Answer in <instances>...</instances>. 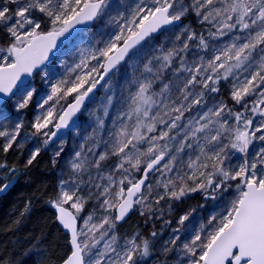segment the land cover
Segmentation results:
<instances>
[{"label":"snow or ice","instance_id":"6c2138e0","mask_svg":"<svg viewBox=\"0 0 264 264\" xmlns=\"http://www.w3.org/2000/svg\"><path fill=\"white\" fill-rule=\"evenodd\" d=\"M111 7L110 0H0V32L7 41L0 46V151L5 154L23 147L18 141L23 122L7 123L5 105L12 101L19 113L36 92L23 77L39 72L49 85L31 133L47 145L101 81L109 86L110 74L131 50L155 33L174 34L133 69L111 125L105 118L113 96H106L103 116L92 114L95 143L89 145L88 137L75 151L68 179L59 181L49 200L69 236L60 264H141L156 251L158 233L120 236L118 224L131 211L138 209L147 223L163 215L162 202L195 192L216 200L232 182L235 195L222 212L184 239L181 229L192 213L180 216L159 253L167 257L176 251L178 264H264V0H136L115 14ZM189 14L199 31L182 23ZM105 17L113 31L78 48L71 65L61 60L65 72L54 78L47 70L61 46L71 43L81 26ZM221 82L230 84L229 100L216 98ZM69 97L73 101L65 107L61 102ZM40 151H31L26 167ZM236 153L241 159L233 163ZM0 169L15 178V166L0 163ZM8 186L0 184V192ZM89 203L92 210L84 215ZM26 211L28 205L20 215ZM0 264L10 262L0 257Z\"/></svg>","mask_w":264,"mask_h":264},{"label":"trees","instance_id":"16d2710c","mask_svg":"<svg viewBox=\"0 0 264 264\" xmlns=\"http://www.w3.org/2000/svg\"><path fill=\"white\" fill-rule=\"evenodd\" d=\"M134 2L136 0H126V2L114 0L113 3L116 5L111 8L110 12L115 14L116 11H126L134 5ZM189 2L190 0H184L186 4ZM99 21L93 22L91 27H96ZM182 23L192 26L197 31L200 30L194 14L187 15L183 18ZM111 31H113V27ZM170 33V31H163L156 34L141 46L145 47L149 52L155 51V49L165 44ZM5 41L3 32H0V46H3ZM138 49L136 48L132 52ZM127 60L110 76L116 81L115 85L120 92L126 86L127 78H129L125 71ZM38 78L39 72L35 73L31 81L39 85ZM229 90V83L221 82V90L218 97L229 100ZM100 92L101 89L94 97L98 96ZM72 99V97H69L64 106ZM9 102H7L5 107L12 112ZM33 107L34 103L32 100L29 106L23 109L22 129L30 128L29 122L32 118ZM80 118H82V114ZM41 143L43 144L42 141ZM49 145L42 146L36 160L27 167L25 166L28 160L25 155V147L22 149L13 148L7 154L0 151V163H6L8 168L15 166L16 173L14 177L17 178L7 193L0 197V257L8 260L10 264H60L61 258L70 247L68 244L69 237L58 225L53 208L49 203L50 198L54 197L58 191L55 172L57 161L53 162L54 160L48 148ZM107 163H112V161L109 160ZM5 175H7L8 179H4ZM12 177L13 174L7 173L6 169H0V184ZM232 184L233 186L228 188L224 195L231 193L235 182H232ZM218 195L217 198H219ZM207 201L204 195L202 196L199 192L190 193L187 197L185 196L180 200L171 201L174 208L172 213L166 216L157 215L160 217L159 219L154 217L147 223H145V217L140 215L139 210H134L125 221L118 224L117 232L120 236H130L133 232L139 231L143 236L147 237L154 230L158 233L156 237L158 241L161 235L168 232L175 216L185 212V208L188 205L192 208L190 210L192 214L187 221L190 229L194 231L196 226H200V223H198L200 217L196 219L192 216L199 211L201 217H203V207L208 204ZM25 205H28V211L21 216L20 213L24 211ZM17 221L19 222L17 223ZM165 221L168 222L167 226H165ZM169 254L167 257H159L157 263L160 264L162 261H167ZM153 255L157 257L155 253Z\"/></svg>","mask_w":264,"mask_h":264},{"label":"rangeland","instance_id":"374dc122","mask_svg":"<svg viewBox=\"0 0 264 264\" xmlns=\"http://www.w3.org/2000/svg\"><path fill=\"white\" fill-rule=\"evenodd\" d=\"M114 0H110V3L112 7L116 5L113 3ZM121 2H126V0H119ZM113 3V4H112ZM136 2H134L135 4ZM111 7V8H112ZM113 26L107 24V17L100 19L99 23L97 24L96 27H87L84 29L81 33L76 35L75 39L72 40L71 43H67L59 53L58 58H53L54 60L49 63L48 66V72H51L54 74V78H59L62 76L65 72L64 66L61 65L60 61H66L68 65H71L75 60L78 59V56L76 55L77 49L81 47H86L90 44L95 43L98 40L105 39L106 36L104 35L105 33L111 32ZM178 31V29H177ZM164 39V36H163ZM174 39V34L171 32L167 40L165 41V44L163 45H168L169 41ZM148 41V40H147ZM7 41H5L3 46H6ZM140 47V48H139ZM137 47L138 50H135L132 52V55L128 58L126 62V74L127 77H130L132 74V71L135 67L140 66L142 67V64L144 61L147 60V58L154 53V50L152 51H147V49L143 46ZM159 48V47H158ZM110 84L108 87H105L104 84L102 85L101 92L98 96L94 97L91 102L88 103V105L84 108L82 112V118H79L77 124L73 126V128L63 135L62 137L58 138L56 141L52 142L49 145V149L51 152V156L55 162L57 161V166H56V175H57V184L59 185V181L61 179H68V173H69V160L72 158L74 155L75 151H78L80 148V145L82 143L86 142V138L91 137L87 141L89 145L95 143L96 137L93 135V130L95 127V117L92 115L93 113H96L98 115L103 116V108L102 105L106 102V96H113L114 97V106H111L109 108V114L110 116L106 117V124L111 125L112 118L116 115L118 109H119V104L116 103V100L120 96V91L117 89V86L115 85V80L110 78ZM39 85L34 84L31 80L29 81L32 86L36 89V92L34 93L33 96V114L31 121L29 122L30 128L29 129H21L20 136L18 137V141L20 144L25 147V155L27 158H29L31 151L34 150L36 147L42 148L44 143L42 144L41 141L43 142L44 137L43 136H32L31 133L34 131L32 129V123L35 120V117L40 114V109L38 108V103H42L43 98H46V95L50 91L49 85L45 84L42 78V74L39 73ZM230 86V84H229ZM126 87V86H125ZM124 87V88H125ZM122 88V90L124 89ZM158 90V89H157ZM217 99H221L220 97H216ZM51 103V102H50ZM10 107L12 109L9 110L7 107H5V112L10 116V120L7 121L9 124H13L17 120H20L23 122V117L24 113L23 110H21L19 113H17L13 107H12V101L9 102ZM61 104H65V101H62ZM47 108V106H45ZM51 127H49V130L51 131ZM97 133L100 136H106V133L102 130L97 129ZM259 143L250 146V152H254L257 150L259 147ZM22 147V148H23ZM61 147L63 148V151L61 152L59 157L55 156V153L61 150ZM22 149L20 147H15L14 149ZM103 146L101 145L100 148H97V151H101ZM241 159V156L239 153H236L233 155V163H238ZM110 164V163H109ZM226 191L220 192L216 200H213L211 198H204L207 199L208 204L203 207V217H201V213L197 211L196 213L193 214L192 217H195L198 219L200 217V221L198 223H203L205 222L209 216L220 213L223 211L224 207L226 204L234 198L235 195V187H233L232 191L230 194L224 195ZM202 196L204 195L202 192H199ZM188 195H186L187 197ZM162 207L164 208V212L162 216L169 215L170 213L173 212L174 208L171 203V201H166L162 202ZM191 206L188 205L185 208V212H181L180 214H177L172 221L171 225L169 226L168 232L166 234H163L160 236V238L157 241V238L155 239V248L156 251L154 252L156 256L151 255L150 257L146 258L141 262V264H158L157 260L159 257H161L159 253V248L163 244L165 240H168L170 236L172 235V230L174 228L178 227L177 221L179 220V217L182 215H185L186 213H189L191 210ZM91 209V204L89 203L86 206L85 212L83 213L84 215H87L88 212H90ZM157 215H160V213H157ZM205 217V219H204ZM199 224V225H200ZM193 231L190 229L188 225V221H185V225L181 229V237L184 239L185 237H190V234ZM169 258L167 259V264H178L180 257L176 251L170 252ZM164 257V256H162Z\"/></svg>","mask_w":264,"mask_h":264},{"label":"water","instance_id":"95a60500","mask_svg":"<svg viewBox=\"0 0 264 264\" xmlns=\"http://www.w3.org/2000/svg\"><path fill=\"white\" fill-rule=\"evenodd\" d=\"M91 24H92V23H91ZM88 27H89V26H88ZM81 28H83V30H84V29H86L87 27H85V26H81ZM81 32H82V31H79L76 35H78V34L81 33ZM159 33H161V32H158V33L153 34L152 37H153L154 35H156V34H159ZM152 37H150V38H152ZM150 38L146 39V41L149 40ZM146 41L142 42L141 45H143ZM66 44H67V43H66ZM66 44L62 45V46H61V49H62ZM141 45H140V46H141ZM137 47H139V46H137ZM61 49H60V50H61ZM132 51H133V50H131L130 53H131ZM130 53H129V55H130ZM129 55L126 57V60H127V58L129 57ZM122 63H124V62H122ZM122 63H121V64H122ZM121 64H120V65H121ZM120 65H119V66H120ZM119 66H118V67H119ZM117 69H118V68H117ZM117 69H116V70H117ZM116 70H114V71L110 74V76H111ZM33 76H34V75H33ZM33 76H32V77H33ZM32 77H23V79H25L26 81H29ZM104 83H105L104 81H101V83L97 85V87L93 90V92L89 94V97L86 98L84 105L81 107V110H80L79 112H77L76 115L72 118V120H71L70 123H69V126H68L67 128L60 129V130L58 131L57 136L54 137L53 140L49 142V144H51L52 142L56 141L58 138L62 137V136L65 135L66 133H68V132L73 128V126H75V125L77 124V122H78V120H79V117H80L82 111L84 110V108L86 107V105L91 101V99L95 96V94L98 92V90H100V88L102 87V85H103ZM72 101H73V99H72L71 101H69L68 103H71ZM65 107H66V105H65ZM51 131H56V129H55L54 127H52V128H51ZM16 180H17L16 177H15V178L12 177L11 179H9V180H7V181L1 183V184L8 183L9 186H8V188H7L5 191L0 192V197H1L2 195H4V194L7 193V191L13 186V184L16 182ZM9 181H10V183H9ZM52 208H53V207H52ZM53 211H54V213H55V217H56V216H57V213H56V210H55L54 208H53ZM133 211H134V210H133ZM133 211H131V212L127 215V217L125 218V220L128 218V216H129L131 213H133ZM56 220H57V219H56ZM125 220H124V221H125ZM122 222H123V221H122ZM122 222H120V223H122ZM57 223H58V225L62 228V230L66 233V230L63 228L62 225L59 224L58 220H57ZM66 234H67V233H66ZM67 235H68V234H67ZM68 237H69V236H68Z\"/></svg>","mask_w":264,"mask_h":264}]
</instances>
